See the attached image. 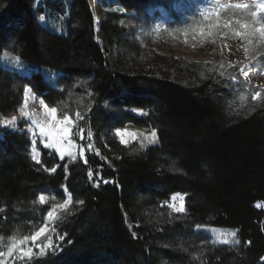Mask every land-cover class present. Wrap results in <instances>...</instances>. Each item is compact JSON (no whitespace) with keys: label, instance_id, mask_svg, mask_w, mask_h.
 <instances>
[{"label":"trees","instance_id":"obj_1","mask_svg":"<svg viewBox=\"0 0 264 264\" xmlns=\"http://www.w3.org/2000/svg\"><path fill=\"white\" fill-rule=\"evenodd\" d=\"M35 1L0 0L10 40L0 51L59 72L58 87L0 66V120L16 117L28 89L70 117L69 132L59 140L61 158L43 148L47 136L33 142L23 126H0V246L31 240L49 220L36 243L52 229L63 240L27 264H264V102L240 110L213 76L163 67L135 34L125 38L157 0L102 4L97 31L87 0H70L67 12L65 0L44 1L67 24L65 35L40 26ZM118 129L134 140L121 143ZM89 133L100 157L86 149ZM173 193L186 196L183 213L165 205ZM42 194L50 200L41 203ZM198 229L235 241L206 243L195 262L184 241Z\"/></svg>","mask_w":264,"mask_h":264},{"label":"rangeland","instance_id":"obj_2","mask_svg":"<svg viewBox=\"0 0 264 264\" xmlns=\"http://www.w3.org/2000/svg\"><path fill=\"white\" fill-rule=\"evenodd\" d=\"M44 1L46 0H36L34 3L38 23L43 27H47L51 32L65 35L67 32L65 23L63 24L61 18H57L44 6ZM69 1L65 0V12L68 11ZM51 2L56 3L57 1L51 0ZM87 3L92 15L93 28L97 31L100 12L104 9V6L101 5L105 4L106 8H116V3L113 0H87ZM240 3L247 4L249 7L244 9L230 7V5ZM257 3H264V0H157L141 9L140 15L133 23L135 31L133 28L128 30V35L125 38L135 34L137 42L147 51L148 56L161 59L163 67L174 66L175 64L181 69L192 70L201 78L213 76L221 84L225 100L241 110V107L249 105V102L254 104L261 103L259 102L261 100L264 102V36L254 31V28L264 25V12L260 13L255 19L251 16V13L256 11L255 5ZM214 12L218 15L214 14L210 15L208 19L204 18L205 13ZM40 17L44 18L40 19ZM240 24H247L248 27L241 28ZM3 25H0V41L8 44L10 43L9 35L4 30L5 24ZM210 25H213V27H210ZM235 32L244 34L237 36ZM246 49L247 51H245ZM13 57L15 56L10 52V49L0 51V65L22 76L39 73L47 84L56 86L57 72L47 69L41 72L39 67L28 65L20 58L19 63H14ZM78 61L84 62L83 57L79 55ZM196 75L194 76L196 77ZM254 96H256V99H253ZM29 98L32 100H27ZM23 99V105L15 119L11 117L1 119L0 126L9 129L23 126L30 133L34 142L35 134L39 133L41 135L40 127L47 128L49 123L52 122L49 115L52 108L45 107L35 97L33 98L28 89L24 90ZM88 109H86V113L89 112ZM63 118L59 117L56 111V119L62 121ZM33 121H36V123H33ZM72 125H75V122ZM77 125L78 121L76 119V127ZM118 130L121 135H117V130H114L115 135L120 142L121 136L123 137V144H129L134 140L133 136L130 135L133 132ZM86 139V149L93 152L95 156L100 157V152L93 143L92 134L89 133ZM36 145L31 146V154L39 157V153L36 152ZM71 148L73 153H76L77 142H73ZM181 196L183 201L179 199ZM185 197V195L176 193L170 195L168 200L165 201L166 203L164 202L169 212L183 213ZM46 200H50V198L46 197ZM181 203L183 204V210L180 212L175 211V208H179ZM256 207L263 208V203L257 202ZM50 225L47 221L43 228L46 230ZM43 234L40 236H43ZM49 236H52V246L45 248L43 255H41V249L37 245L43 246L46 244ZM59 237L56 230L52 229L41 243L28 239L19 241L9 239L6 248L0 246V264H27L33 257H45L61 242ZM225 238H228L226 232L217 235L205 229H198L193 234V238H186L184 242L189 247V252L194 256L195 262H197L199 252L206 243L226 245L235 241V239H232L228 243ZM13 243H16L17 246L9 254V247ZM21 248L25 251L31 249V257H22L20 254ZM192 256L190 257L191 260L193 259Z\"/></svg>","mask_w":264,"mask_h":264},{"label":"snow or ice","instance_id":"obj_3","mask_svg":"<svg viewBox=\"0 0 264 264\" xmlns=\"http://www.w3.org/2000/svg\"><path fill=\"white\" fill-rule=\"evenodd\" d=\"M223 7H224V5H223ZM230 7L244 9V8L249 7V6L247 4L240 3V4L230 5ZM255 8H256V11H253L251 13V16L254 19L257 18L260 13L264 12V3H257L255 5ZM214 14L218 15V13H216V12H214V13H205L204 14V18L208 19V17L210 15H214ZM43 18L44 17H40V19H43ZM237 23H239V22H237ZM210 27H213V25H210ZM225 27H227V25H225ZM240 27L241 28H247L248 25L247 24H240ZM254 31L255 32H259L261 34V36H264V25L254 28ZM201 34L203 35V33H201ZM243 34L244 33H242V32H235V35H237V36H240V35H243ZM245 51H247V49ZM12 60H13L14 63H19V57H13ZM241 99H243V97H241ZM253 99H256V96H254ZM41 104L44 105V101L43 100H41ZM45 107H46V105H45ZM25 115H27V113H25ZM49 115H50L51 121L54 122V123L50 122L47 128L41 126L40 129H39L41 135H46L47 136V142L43 143L42 146L45 149H55L59 153V156L61 158H63L65 153L61 150V148L59 146V140L64 138V137H66L68 135L69 129H68V127H66L64 125L70 122V117L65 115L62 121L57 120L56 119V109L55 108H52L50 110ZM9 123H11V121H9ZM33 123H36V121H33ZM117 135H121L119 130H117ZM130 135H132L133 138H135V134L134 133H131ZM152 135H153V137H155L156 133L153 132ZM121 142L122 143L124 142L122 136H121ZM32 159L34 161H36L37 163H39V161L37 160V157L35 155H33ZM73 159H75V157H73ZM52 171L54 172L55 169H53ZM45 199H46L45 195L42 194V195L39 196V200H40L41 203H44ZM173 199H175V197H173ZM179 199L181 201H183V197L182 196ZM68 203H69V200H65L64 203L58 205V207L64 208ZM181 210H183V204L182 203H181V206L179 208H175V211H177V212H180ZM48 216L52 217L53 213L49 212ZM44 232H45V228L41 227L38 232L33 234V236L31 237V240L33 242H35L37 237H39ZM25 239H27V237ZM59 239L63 240V237L61 236V237H59ZM18 243H22V242H18ZM16 246H17V244L13 243L9 247V254L12 253L13 249H15ZM51 246H52V236L48 237L47 243L44 244L43 246L37 245V247H39L41 249V252H40L41 255H43L45 248H48V247H51ZM20 254H21L22 257H24V256L31 257L32 250L28 249L27 251H25L23 248H21L20 249Z\"/></svg>","mask_w":264,"mask_h":264},{"label":"bare ground","instance_id":"obj_4","mask_svg":"<svg viewBox=\"0 0 264 264\" xmlns=\"http://www.w3.org/2000/svg\"><path fill=\"white\" fill-rule=\"evenodd\" d=\"M67 25V24H66Z\"/></svg>","mask_w":264,"mask_h":264}]
</instances>
